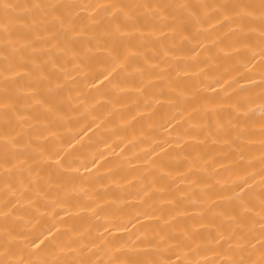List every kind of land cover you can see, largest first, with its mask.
I'll return each instance as SVG.
<instances>
[{
	"label": "bare ground",
	"instance_id": "obj_1",
	"mask_svg": "<svg viewBox=\"0 0 264 264\" xmlns=\"http://www.w3.org/2000/svg\"><path fill=\"white\" fill-rule=\"evenodd\" d=\"M0 264H264V0H0Z\"/></svg>",
	"mask_w": 264,
	"mask_h": 264
}]
</instances>
